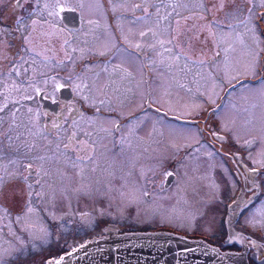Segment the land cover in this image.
Masks as SVG:
<instances>
[{
	"label": "rangeland",
	"instance_id": "1",
	"mask_svg": "<svg viewBox=\"0 0 264 264\" xmlns=\"http://www.w3.org/2000/svg\"><path fill=\"white\" fill-rule=\"evenodd\" d=\"M47 1L44 0V6ZM63 1L75 3V7L82 9L90 8L74 43H69L68 48L60 45V80H69L71 71L67 69L72 67L71 58L73 62L82 57L88 61L83 64L84 69L78 65L75 69V99L68 102V105L77 106L78 111L71 106L59 108L63 122L58 128H55L57 123L49 122L44 132L52 125L55 130L51 129L52 134L64 132L58 142L63 145L67 143V128L74 122L76 140L92 146L87 149L92 157L84 164L75 162L71 165L72 161L56 150L54 155L43 159L36 145L47 146L51 139L42 133L39 103L33 98L40 88L13 89L12 100L17 95L25 97L21 104L7 102L12 116L16 112L18 116L12 124L14 135L16 139H21L19 146L30 145L31 153L37 155L33 159L37 160L39 168L38 176L26 182L25 190L33 192L37 189L43 212L40 216L29 207L33 193L22 198L14 183L6 189L5 197H0L5 206L0 208V221H6L12 231L11 236L8 234L9 239L0 233V258L10 252L27 254L26 247L20 243L27 237L52 236L55 230L67 231L69 226L71 235L83 236L87 233L83 238L88 235L90 238V234L96 233L98 224L106 226V222L139 229L171 227L182 233L211 237V232H215L217 227L218 203L233 185L207 147L197 146L199 136L195 125L143 111L147 86L136 52L142 56L141 51H148L145 54L148 58L151 55L152 62L148 60L147 65L152 73L149 83L152 104L169 115L194 119L195 113L217 100L223 87L243 79V76L262 77L264 37L260 33L264 32V0H225L226 3L223 0H207L205 5L210 6V12L205 11L203 18L204 0H167L168 6L160 7L165 9L157 8L150 18L133 25L134 35L128 38L134 45L135 53L132 55L121 49L120 53L115 50L111 54L119 40L110 35L109 25L99 24L93 19L92 12L97 9V1L93 6L90 2L95 0ZM44 10V14H52L49 9ZM184 11L193 13L184 23L174 24V16ZM260 23L262 27L258 26ZM66 38L72 40L67 34ZM180 47L181 55L178 54ZM40 51L44 56L50 53L45 48ZM216 52L220 54L217 59ZM108 56L112 59L116 56L114 64L102 61ZM208 57H212V61ZM132 59L130 68L120 63V60L126 64ZM27 64L36 66L37 71L43 73L53 69L51 63L35 58L29 59ZM52 82L59 83V80H45L43 88L47 95L51 91L50 97L55 98L58 89L45 88ZM254 87H249V90L247 86L240 87L231 92L226 100V103L231 100L226 114L235 116L237 126L227 122L224 126L233 128L236 137L247 144L251 135L264 141V124L263 127L251 126L250 132L243 126L247 116H259L261 108L264 114V82L259 85L260 95L252 92ZM67 116H74V119L66 120ZM77 116L91 117L80 119ZM103 116L113 117L108 126L101 121ZM123 120L122 149L119 153H111L115 150L112 125ZM78 135L86 138L79 140ZM262 146H259L261 150L257 155L256 150L253 152V160L257 164H264V142ZM7 161L12 166L14 161ZM51 164L55 165L53 173L50 172ZM175 165L178 178L173 179V187L165 192L153 193L150 203H146L144 189L163 188L168 176L166 172L159 176L158 173L173 170ZM11 171L8 174L14 177L13 169ZM224 182L229 183L228 189L221 185ZM132 197L133 200L129 201ZM95 203L105 213L98 216L100 211L90 209ZM24 208L27 210L24 216H16ZM261 208L258 215L249 219V223L264 228V206ZM42 239L44 243L49 241ZM6 259L9 260L8 257Z\"/></svg>",
	"mask_w": 264,
	"mask_h": 264
},
{
	"label": "flooded vegetation",
	"instance_id": "2",
	"mask_svg": "<svg viewBox=\"0 0 264 264\" xmlns=\"http://www.w3.org/2000/svg\"><path fill=\"white\" fill-rule=\"evenodd\" d=\"M96 1L98 6L95 12H92L94 16L93 19L99 24L109 25L110 35L116 36L119 40L118 44H116L118 46V52L120 53L121 49L122 52H126L129 55L135 53L133 49L134 45L128 40L129 37L134 35L133 25L138 24L141 20L150 18V14L153 12L155 13L156 9L160 8L161 5L168 6L167 0H95L90 2L92 6ZM206 1L207 0L203 1V7L206 6V8H210L208 4L205 5ZM223 3H226V1L223 0ZM44 8L49 9L52 14H44ZM89 8L90 6L83 9L81 7H75V3H66L63 0H48L45 6L44 0H0V197H5L6 189L14 183L16 188L20 190L22 198L33 193L34 198L30 201L31 204L29 207L35 209L38 215H40L43 210L40 198L37 194V189L33 192H27L25 190L26 182L30 178L38 176L39 168L36 165L37 160L33 159L36 158L37 155L35 152L31 153L29 148L30 145H26L24 148L18 145V142L21 144V139L15 138V133L12 128V124H15L18 116H16L17 112L12 116L11 111L7 109L9 107L8 103L16 102L21 104V100L25 99L23 95H17L12 100L11 94L13 89L28 86L36 89L40 88V90L34 94L33 98L39 103L38 107L41 112V116H39V125L42 129V133H46L51 139V143L47 146L43 147L36 145V148L39 149V152L42 154V158L46 159L54 155V152L57 150L72 161L70 163L71 165H74L75 162L84 164L91 159V153H89L87 149H91L92 146L78 143L76 140L77 131L73 126L74 122L67 128L66 144H58L64 132L60 135L53 133V135L51 133V131L54 130L53 125L51 127L52 130L48 127L44 132L45 126H47L49 122H52V124L57 123L55 128H58L63 122L61 119L62 116L58 112L59 108L71 106L76 111L79 109L73 104L68 105V102H73L75 99V93L73 91V89H75V69L79 66H82L84 69L85 66L83 64L88 61V59L82 57L78 59L77 62H73L71 58L70 63L72 67L67 69L71 71V76L70 78L67 77L69 79L68 81L62 82L58 75L60 72V55L58 53L59 50H61L60 45L63 44L67 47L69 43H74L76 33L80 31L82 25H84V16L87 17V13L89 14ZM42 10L44 11L42 12ZM186 13L187 11H184L181 12L180 15L174 16L173 23H184L187 19ZM211 15L213 16L212 13ZM116 25H119V27H115ZM258 26L262 27V24L260 23ZM66 34L71 36L72 40L66 38ZM260 36L264 37V32H261ZM262 40H264V38H262ZM97 41L99 40L97 39ZM44 48L50 52L45 54V56L42 51H40ZM122 54L120 58H122ZM38 56H40V58H38ZM136 56L139 64L142 66L145 77L148 76L143 56L137 54V52ZM115 57L111 60V65L115 63L113 62ZM33 58L51 63L53 69L46 73L37 71L36 66L27 64L28 60ZM208 60L212 61L211 58H208ZM102 61L108 62V57ZM132 62L133 59L124 64V62L120 60V63H123V65L128 68H130L129 64H132ZM262 63L264 66V58L262 59ZM118 68L121 69V67ZM53 78L58 79L60 84L52 82L51 85L45 88L58 89V96L55 98L50 97L51 91L47 95L43 88L45 80ZM242 78L244 79L242 82L230 88L226 93L225 88L228 85L223 87L214 103L203 107L199 112L195 113L194 119H190L192 121L190 124L196 126L199 136L197 146L202 145L203 147H207L209 152L219 162L218 164L228 178L229 183L233 185V188L228 189L230 186L228 182L221 184L225 189H228V193L224 198H221L223 200L218 203L220 211H218L217 215L216 231L211 232V237L203 236V238H207L208 241L210 240L209 242L221 249L244 252L249 264H264V228L260 225L249 223V219L253 215H258V212L262 209L261 207L264 206V164H257L253 160V152L256 150L255 154L257 155L261 150L259 146L261 145L263 148L262 145L264 141L256 135H251L249 138L250 143H244L236 137L233 128H225L224 126L225 122L232 126H237L234 120L235 116H232V114L231 116H227L226 114V110L229 106L228 104L231 102L230 100L226 103L229 94L240 87L247 86L249 90V87L255 86L252 92H258V95H260L259 92L261 91V87H259V85H262L264 82V71L260 78L257 76H243ZM148 82V80L145 82L147 89L145 92L144 112H150L149 110H145L148 97L151 95ZM257 98L262 99L261 97H256V99ZM149 101L151 102V97ZM262 111L263 109L261 108L259 116H247L246 122H243V126L247 129V132L252 131L250 128L251 126L263 127L264 114ZM222 112H224V114H222ZM80 114H82V112ZM222 115L227 116L228 119L226 120ZM84 117L90 118L91 116H77V118L80 119H84ZM103 117L101 121H104L106 123L105 126H108L109 121L113 119V117ZM167 117L169 118V116ZM68 119L71 121L74 119V116H67L66 120ZM251 120H253V122L250 124ZM124 125V120L122 122L117 121L112 125V142L114 143L115 150H111V153H119L122 149ZM77 137L79 140L86 138L84 135H78ZM7 160L11 162L14 161L12 166ZM53 166L55 165L51 164L50 166L51 173L55 171L53 170ZM12 169L15 175L14 177L8 174L12 173ZM164 172H166L167 176L169 174L171 175H169L168 179L164 182L163 188L154 190L152 187H147L144 189V200L146 203H150L153 193H158L160 191L165 192L173 187L175 183L173 179L178 178L177 165H175L173 170H162L158 173V176ZM215 181L217 186H219V182L216 179ZM120 197H122V193ZM132 200L133 197L129 201ZM0 208H5L1 202ZM93 208L100 211V213L97 214L93 210L98 216H100L101 213H105V210L99 209L97 203L90 209ZM25 209L26 208H24V210ZM24 210L19 212L16 216H24L27 211ZM86 211H88V209ZM13 215L15 214L13 213ZM128 222L130 223L131 220ZM106 224L115 225L117 227L126 226L110 222H106ZM102 225L103 223L98 224L95 229H99ZM76 228L77 227H73V229ZM11 231L12 229L6 221H0V233H3L7 239H9L8 234L11 236ZM86 235L87 233L83 236L71 235L68 226L67 231L55 230L52 236L45 234L44 236L42 235L36 238L29 239L27 237L24 239L25 241L23 239L20 241L21 245L26 247L25 251L27 254L20 253L17 255L10 252L7 256L0 258V264L45 263L48 259L56 257L59 253L75 245L77 241L81 240ZM42 238H47L49 241L44 243ZM6 257H8L9 260H7Z\"/></svg>",
	"mask_w": 264,
	"mask_h": 264
},
{
	"label": "water",
	"instance_id": "3",
	"mask_svg": "<svg viewBox=\"0 0 264 264\" xmlns=\"http://www.w3.org/2000/svg\"><path fill=\"white\" fill-rule=\"evenodd\" d=\"M166 112L148 101L145 109ZM44 264H248L243 252L165 230L119 231L107 226Z\"/></svg>",
	"mask_w": 264,
	"mask_h": 264
},
{
	"label": "bare ground",
	"instance_id": "4",
	"mask_svg": "<svg viewBox=\"0 0 264 264\" xmlns=\"http://www.w3.org/2000/svg\"><path fill=\"white\" fill-rule=\"evenodd\" d=\"M165 116H169V118H173L177 121H179V118L177 116H172V115H169V114H164Z\"/></svg>",
	"mask_w": 264,
	"mask_h": 264
}]
</instances>
